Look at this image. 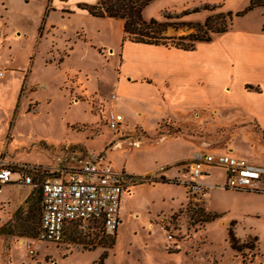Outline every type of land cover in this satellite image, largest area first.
<instances>
[{"label":"rangeland","instance_id":"obj_1","mask_svg":"<svg viewBox=\"0 0 264 264\" xmlns=\"http://www.w3.org/2000/svg\"><path fill=\"white\" fill-rule=\"evenodd\" d=\"M53 1L0 0V165L12 169V179L30 171L37 181L85 159L101 160L123 169L129 181L120 194L113 234L90 222L76 225L75 234L66 231L58 242L35 238L38 185H3L0 226L10 220L12 230L0 232V264H97L103 250L101 264H264V179L257 190L225 188L223 169L210 166L198 177L206 185L202 196L187 182L189 158L169 161L188 148L216 153L230 143V154L264 165L257 125L245 117L233 126L234 113L221 110L161 117L173 110L154 101L126 100L122 96L133 91L113 88L119 48L110 46L122 36L121 20ZM204 3L214 7L177 19L202 22L207 14L230 11L233 27L264 26V6L235 17L248 0H149L141 16L161 20L165 12ZM174 28L165 33L193 30L186 24ZM262 65L249 77L264 83ZM205 89L215 94L213 87ZM135 94L149 96L145 90ZM231 96L264 119L263 93ZM109 110L120 111L128 124H109ZM228 229L246 246L231 248ZM103 241L112 243H98Z\"/></svg>","mask_w":264,"mask_h":264},{"label":"crops","instance_id":"obj_2","mask_svg":"<svg viewBox=\"0 0 264 264\" xmlns=\"http://www.w3.org/2000/svg\"><path fill=\"white\" fill-rule=\"evenodd\" d=\"M80 1L92 3L95 0H54L53 4L75 6L76 2ZM110 46L112 51L119 48L113 88L124 92L129 87V90L133 91L122 96L126 100H143V103L154 101L173 110V113L167 112L161 117L177 118L184 112L197 116L195 112L202 109L214 114L219 110L232 112L233 119L238 121L233 122V126L241 125L245 123L242 119L249 118L251 120L246 122L252 125L255 123L256 129L261 131L264 138V119H256L257 115L251 112L249 107L231 96L232 93L238 92L245 96L264 94V83L260 79L249 77L261 63L263 65L260 73L264 76L263 24L257 25L256 28L233 27L230 24L227 29L211 35L207 40L195 41L194 46L189 49L135 42L126 40L121 35L117 37L114 45ZM206 86L213 87L215 94L206 90ZM135 90L148 91L149 96L135 94ZM115 111L122 115L121 122L128 124V119L120 111ZM240 112L243 118L239 117ZM224 148L228 152L233 150L230 143ZM192 151L188 148L186 154L173 157L169 161L181 157H188L190 160ZM117 171L129 176L123 169Z\"/></svg>","mask_w":264,"mask_h":264},{"label":"built area","instance_id":"obj_3","mask_svg":"<svg viewBox=\"0 0 264 264\" xmlns=\"http://www.w3.org/2000/svg\"><path fill=\"white\" fill-rule=\"evenodd\" d=\"M108 122L114 125L122 115L114 110L107 112ZM210 166L223 169L220 186L236 190L261 189L264 165L236 157L227 150L208 152L195 149L189 160V180L196 194H206L205 183L198 179ZM34 172L37 168L31 167ZM12 169L0 165V191L3 184L38 185L39 216L35 238L58 242L69 223L87 226L98 222L106 233H114L119 221L118 202L129 176L114 170L109 163L85 159L76 168L61 169L50 177L34 181L30 171L20 172L12 179ZM24 247L31 253L29 241Z\"/></svg>","mask_w":264,"mask_h":264},{"label":"trees","instance_id":"obj_4","mask_svg":"<svg viewBox=\"0 0 264 264\" xmlns=\"http://www.w3.org/2000/svg\"><path fill=\"white\" fill-rule=\"evenodd\" d=\"M148 1L149 0H95L92 3L80 1L76 2V8L83 9L94 16L119 18L121 20L122 38H127L135 42L173 45L184 49L192 48L195 41L207 40L211 35L224 31L230 25V11H219L213 14H207L202 22L177 19L190 11L199 10V8L211 9L214 7V5H209L207 3L202 4L200 7H193L191 10L184 9L177 14L165 12L163 14L164 19L161 20L153 18L145 20L141 16V9ZM259 5L264 6V0H248V3L243 8L234 12V15H241L247 10ZM172 18H176L177 20ZM182 24L193 27V30L186 34L165 33V29L168 25L176 27ZM35 173L39 174L37 171ZM161 179L167 181L163 176H161ZM215 215L216 213H212L209 219L213 218ZM76 225L75 222L69 223L64 233L67 231L68 235L75 234ZM11 230L12 224L10 220L0 226V232L9 233ZM227 233L231 248L239 250L241 246H246V242H241L240 244L237 242L232 229H228ZM98 243L103 246H109L112 241H109L107 244L104 241ZM104 255L105 250L100 253L97 264H101Z\"/></svg>","mask_w":264,"mask_h":264},{"label":"water","instance_id":"obj_5","mask_svg":"<svg viewBox=\"0 0 264 264\" xmlns=\"http://www.w3.org/2000/svg\"><path fill=\"white\" fill-rule=\"evenodd\" d=\"M166 30H167L168 32H172V33L177 31L176 28H174V27H170V26H168V27L166 28Z\"/></svg>","mask_w":264,"mask_h":264}]
</instances>
